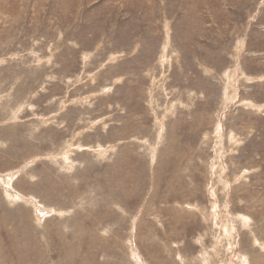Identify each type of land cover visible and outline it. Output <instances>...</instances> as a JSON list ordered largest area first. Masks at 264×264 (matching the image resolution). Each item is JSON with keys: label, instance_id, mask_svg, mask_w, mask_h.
<instances>
[{"label": "rangeland", "instance_id": "1", "mask_svg": "<svg viewBox=\"0 0 264 264\" xmlns=\"http://www.w3.org/2000/svg\"><path fill=\"white\" fill-rule=\"evenodd\" d=\"M0 264H264V0H0Z\"/></svg>", "mask_w": 264, "mask_h": 264}, {"label": "bare ground", "instance_id": "2", "mask_svg": "<svg viewBox=\"0 0 264 264\" xmlns=\"http://www.w3.org/2000/svg\"><path fill=\"white\" fill-rule=\"evenodd\" d=\"M221 132V131H220ZM223 145V144H222ZM35 201V200H34ZM40 211V210H39Z\"/></svg>", "mask_w": 264, "mask_h": 264}]
</instances>
